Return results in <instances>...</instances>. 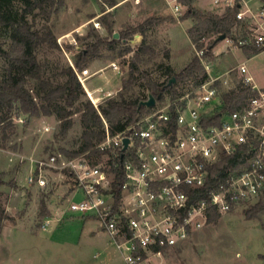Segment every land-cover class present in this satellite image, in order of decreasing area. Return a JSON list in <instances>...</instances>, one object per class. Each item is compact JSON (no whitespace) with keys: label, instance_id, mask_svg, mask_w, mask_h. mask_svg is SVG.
<instances>
[{"label":"built area","instance_id":"2783aa9c","mask_svg":"<svg viewBox=\"0 0 264 264\" xmlns=\"http://www.w3.org/2000/svg\"><path fill=\"white\" fill-rule=\"evenodd\" d=\"M163 1L178 17L188 9L185 0ZM212 2L222 11L238 6L236 18L252 24L248 35L235 33L226 37V43L241 49L255 45L264 51V0ZM196 54L208 77L180 99L142 114L116 134L110 132L104 119L105 138L97 146L103 152L101 162L92 164L84 157L52 153L35 162L36 171L27 179L31 185L44 187V168L66 172L74 183L65 211L97 218L111 243L119 248L125 264H153V257L163 258L167 251L208 224L211 208L221 214L232 211L258 199L264 189V87H257L253 77L246 75V62L225 74L214 75L212 63L204 57L206 47L196 48ZM71 64L74 66L72 61ZM110 66L118 69L115 62ZM98 72L89 68L76 70L96 107L122 88L120 84L110 89L107 83L90 90L86 81ZM241 78L258 93L238 108L222 113L217 121L224 94L235 89L236 80ZM173 104L176 109H172ZM44 128L49 130V126ZM126 137L130 142L124 150ZM233 155H238L239 161L210 186L208 199L200 198V190L213 176V166L223 156ZM117 158L122 160L124 176L120 193L114 187L116 172L111 170L117 163L109 164L110 159ZM79 191L83 197L74 201ZM52 222L51 217L46 218L43 227L46 229Z\"/></svg>","mask_w":264,"mask_h":264},{"label":"rangeland","instance_id":"374dc122","mask_svg":"<svg viewBox=\"0 0 264 264\" xmlns=\"http://www.w3.org/2000/svg\"><path fill=\"white\" fill-rule=\"evenodd\" d=\"M61 1V11L49 21L58 36L61 50L44 47L39 53L40 59L48 62L50 67L59 61L71 64L76 49L81 45L77 36L86 35L92 27L100 29L103 35L108 34L101 29L97 17L90 18L101 14L103 6L100 0ZM191 5L201 10L222 12V9L214 7L212 0H194ZM150 17L159 18L147 35L159 53L158 63H162V67H155L151 75H161L167 65L180 71L196 54L188 35L193 22L190 18L175 16L163 0H141L138 4L135 0L121 1L117 9L116 31L136 26ZM38 23L43 24L44 20ZM143 38V34L136 33L122 43L114 60L98 59L87 66L91 71L101 70L87 79L88 88L93 90L107 83L110 89L122 86L135 63L134 51ZM209 39L207 37L205 42ZM67 45L74 47L68 49ZM167 50L170 58L165 57ZM212 53L213 58L207 60L212 63V74H225L246 62V75L253 77L257 87H264V51L257 54L244 52L222 40ZM111 62H115L118 69L109 66ZM193 88L194 82L186 81L180 91L188 92ZM170 101L166 96L157 102L156 107L161 108ZM14 120L18 124L17 131L9 146L0 148V172H4L6 182L2 185V200L10 217L0 232V264H124L122 253L111 243L110 235L100 227L97 218L65 211L67 195L74 183L66 172L47 167L43 169L46 186L27 182L30 173L36 171L37 160L60 152V147L77 145L81 131L79 115L74 116V125L66 135L59 133L60 122L55 116L32 118L28 124L23 116L15 115ZM44 126H49V130ZM13 145H17L16 149ZM82 197L79 191L73 200L79 201ZM42 199L46 200L50 215L42 216ZM257 200L222 213L178 247L167 251L163 258L153 257V264H264V214L249 218L245 213ZM50 217L53 222L45 229L44 220ZM97 251H100V256L95 258L93 255Z\"/></svg>","mask_w":264,"mask_h":264},{"label":"trees","instance_id":"16d2710c","mask_svg":"<svg viewBox=\"0 0 264 264\" xmlns=\"http://www.w3.org/2000/svg\"><path fill=\"white\" fill-rule=\"evenodd\" d=\"M123 0H100L101 14L97 17L101 29L108 34L103 35L100 29L92 27L84 36H77L81 45L73 55V64H62L60 61L54 67L43 62L39 53L44 47L51 50H61L58 36L49 21L53 15H58L62 9L61 0H0V148H7L12 136L16 133L18 124L14 116H23L28 124L30 119L55 116L59 122V133L66 135L74 125V116L79 115L81 127L78 143L73 148L60 147V152L68 158L84 157L92 164L102 161L103 152L98 144L105 138V122L110 132L116 134L122 131L127 124L135 122L142 114L150 112L154 107L140 106L141 101L148 99L149 94L157 97L162 93L160 100L170 97L176 101L187 92L180 91L186 81H193L197 86L204 81L208 74L202 59L195 54L180 70L176 71L167 65L160 73L153 77L151 71L155 67H162L158 63L159 53L156 47L148 40V31L157 24L159 18L150 17L136 26H128L120 31V38L113 39L116 31V15L118 4ZM188 9L182 19L190 18L193 24L188 28V35L196 48L206 47L205 59L213 58L212 49L220 42L219 35L225 33L232 36L235 33L248 35L252 24L249 21H239L236 18L238 6L227 7L222 12L201 10L192 6L194 0H185ZM105 6H108L106 8ZM44 20L43 24L38 21ZM40 25L37 27V25ZM144 35L143 41L134 51V65L124 80L121 90L113 97H109L96 107L87 95L79 80L76 70L82 71L93 61L110 58L114 60L122 43L127 42L134 34ZM210 37L205 43L202 39ZM68 49L73 45H67ZM246 52L254 54L262 52L255 45L244 47ZM170 58V51L165 52ZM55 69V70H53ZM53 70V73L51 72ZM166 77V79H163ZM175 77L173 83L170 79ZM58 78H63L57 81ZM235 89L223 96V104L217 113V121L224 112L234 110L258 92L237 79ZM182 105L183 102H178ZM176 109V104L172 105ZM17 145H13L16 149ZM239 161L238 155L223 156L213 166V176L208 184L200 190V198L208 199L210 186L222 179L231 167ZM117 163L112 167L116 172L114 187L120 193V185L124 179L120 158L110 159L109 164ZM4 172H0V232L5 221L9 219L3 205L2 185L5 184ZM12 185H15L12 182ZM118 195V194H117ZM42 216L50 215L45 199H42ZM249 218H258L264 214V189L258 200L246 209ZM221 216L216 209L211 208L208 223H212ZM264 227V220H263Z\"/></svg>","mask_w":264,"mask_h":264},{"label":"water","instance_id":"95a60500","mask_svg":"<svg viewBox=\"0 0 264 264\" xmlns=\"http://www.w3.org/2000/svg\"><path fill=\"white\" fill-rule=\"evenodd\" d=\"M226 37H227V35L225 33H222L221 35H219L218 40L219 41L225 40ZM119 38H120V32L115 31L113 33V39H119ZM175 80H176V78L172 77L170 79L169 83L171 84V83L175 82ZM161 97H162V93L159 94L157 97H155L152 94H149L148 99L141 101L140 106L145 105L147 107H154L157 104L158 100L161 99ZM129 142H130V139L128 137L123 139V143H124L123 149L124 150L127 149Z\"/></svg>","mask_w":264,"mask_h":264},{"label":"crops","instance_id":"0c3cea01","mask_svg":"<svg viewBox=\"0 0 264 264\" xmlns=\"http://www.w3.org/2000/svg\"><path fill=\"white\" fill-rule=\"evenodd\" d=\"M215 47H216V46H215ZM215 47H214V49H215ZM242 50L245 52V50H244V49H242ZM109 66H110V65H109ZM98 70H99V72L101 71L100 69H98ZM116 89H117V88H116ZM81 217H82V216H81ZM86 217H90V216H86ZM97 252H99V253H100V251H97ZM97 252H96V253H97ZM96 253H95V254H96ZM95 254H94V255H95ZM94 255H93V256H94ZM94 257H95V256H94ZM95 258H96V257H95ZM81 263H83V262H81ZM111 264H112V263H111ZM124 264H125V263H124Z\"/></svg>","mask_w":264,"mask_h":264}]
</instances>
